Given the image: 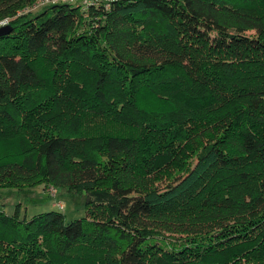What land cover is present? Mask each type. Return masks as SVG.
<instances>
[{
  "label": "trees",
  "instance_id": "1",
  "mask_svg": "<svg viewBox=\"0 0 264 264\" xmlns=\"http://www.w3.org/2000/svg\"><path fill=\"white\" fill-rule=\"evenodd\" d=\"M0 0V264H264V0Z\"/></svg>",
  "mask_w": 264,
  "mask_h": 264
},
{
  "label": "rangeland",
  "instance_id": "2",
  "mask_svg": "<svg viewBox=\"0 0 264 264\" xmlns=\"http://www.w3.org/2000/svg\"><path fill=\"white\" fill-rule=\"evenodd\" d=\"M72 3L78 4L79 0ZM17 202L21 203L20 215L27 218L49 210L63 213L66 222L85 216L83 193H67L44 184L29 187L22 194L13 188L0 189V204L7 214L14 212Z\"/></svg>",
  "mask_w": 264,
  "mask_h": 264
},
{
  "label": "built area",
  "instance_id": "3",
  "mask_svg": "<svg viewBox=\"0 0 264 264\" xmlns=\"http://www.w3.org/2000/svg\"><path fill=\"white\" fill-rule=\"evenodd\" d=\"M47 1H49V0H42V1L37 2V4H40V3H43V2H47ZM59 1H73V0H59ZM99 1H107V0H82L83 3H87V2H99ZM6 23H7V20L6 19L1 20L0 21V26L4 25Z\"/></svg>",
  "mask_w": 264,
  "mask_h": 264
},
{
  "label": "water",
  "instance_id": "4",
  "mask_svg": "<svg viewBox=\"0 0 264 264\" xmlns=\"http://www.w3.org/2000/svg\"><path fill=\"white\" fill-rule=\"evenodd\" d=\"M7 30H8V26L7 25L0 27V34H3Z\"/></svg>",
  "mask_w": 264,
  "mask_h": 264
}]
</instances>
